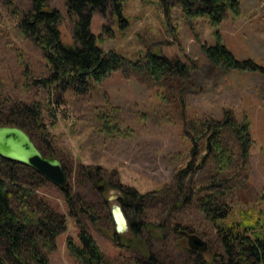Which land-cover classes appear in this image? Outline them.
I'll return each mask as SVG.
<instances>
[{
	"label": "rangeland",
	"instance_id": "1",
	"mask_svg": "<svg viewBox=\"0 0 264 264\" xmlns=\"http://www.w3.org/2000/svg\"><path fill=\"white\" fill-rule=\"evenodd\" d=\"M49 6L61 11L62 41L73 45L74 24L65 1L50 0ZM122 18L111 10L106 16L95 13L91 29L104 51H117L129 65L111 73L87 94L77 95L42 82L46 63L40 47L18 36L14 21L0 6V95L41 102V129L58 150L73 192L86 203H95L100 214L104 213L102 200L90 183L77 177L82 164L103 167V174L115 183L150 193L143 219L147 225L153 224L155 234L146 233L134 249L119 248L102 228H95L82 216L85 227L113 264H151L148 254L163 264H188L186 253L174 244L179 237L175 228L201 237L211 259L221 252V246L197 206L199 194L192 196L194 187L219 181L221 185L214 189L231 193L228 201L237 208L264 209V71L215 65L203 48L214 45L219 32L237 59L252 60L264 69V0H241V13H227L217 27L204 18L187 19L175 0H170L168 7L159 0H128ZM147 52L182 59L192 67L191 77L182 83L155 81L144 65L135 70L132 63ZM102 114L112 115L110 127L103 124ZM225 116L239 124L247 119L252 140L246 156L240 152L237 130L225 127L223 145L238 156L218 178L215 155L203 160L205 146L196 144L194 136L196 130L198 134L207 130L212 118L222 120ZM211 131L202 141H207ZM161 187L164 192L156 194ZM119 192L113 188V194ZM185 193L189 198L181 203ZM37 195L63 213L68 222V230L48 253L50 264H75L67 238L78 241L79 231L62 190L49 182ZM110 202L112 212L116 201ZM18 205L14 201V207ZM182 243L189 246L187 237Z\"/></svg>",
	"mask_w": 264,
	"mask_h": 264
},
{
	"label": "trees",
	"instance_id": "2",
	"mask_svg": "<svg viewBox=\"0 0 264 264\" xmlns=\"http://www.w3.org/2000/svg\"><path fill=\"white\" fill-rule=\"evenodd\" d=\"M64 1L67 14L74 24L73 45L63 43L60 30L63 15L60 10L50 8V0H0V6L14 21L18 36L40 47L46 63V76L42 82L57 89L61 88L63 92L83 95L94 89V85L106 80L111 73L130 63L115 50L104 51L91 29L95 13L106 16L111 10L122 18L123 7L128 0ZM159 1L164 6H169L170 0ZM175 1L187 19L204 18L214 27L223 23L227 13H241V0ZM216 36L217 42L214 45L203 48L211 63L234 70L264 71L252 60L237 59L223 44L219 32ZM132 65L135 70L144 65V69L155 81L173 79L182 83L192 73V67L182 59H173L154 52L145 53ZM43 113L41 102L27 103L11 100L5 94L0 95V125L23 128L45 156L59 158L58 150L41 129ZM101 118L106 128L111 126L112 115L102 114ZM227 125L237 130L240 152L247 156L252 140L247 119L239 124L230 116H225L222 120L212 118L207 122L208 129L199 134L196 130L194 136L196 144L202 142L205 146L203 160L215 155L213 159L216 161L218 178L222 176L220 171L229 167L234 156H238L223 145L222 140L227 136L224 134ZM209 130L212 131L207 141H202ZM191 165L192 161L189 162V166ZM104 171L103 167L83 164L77 171V177L90 183L96 197L102 200L103 214H100L95 203H86L79 199L69 182L61 189L69 215L79 231L78 241L73 237L67 238V249L75 264H113L92 232L85 227L82 216L87 218L90 225L102 228L121 249H134L142 244L146 233L155 234L153 224L147 225L143 219L144 204L150 193L143 194L135 188L115 183L103 174ZM47 183L49 182L32 168L0 156V264H50L48 253L56 246L58 237L68 230V222L63 213L48 204V200L38 199V190ZM219 185V181H212L208 185L194 187V194H191L193 197L199 194L197 206L212 225L221 252L208 259L206 252L200 253L182 243L186 237L185 232L178 228H175V233L179 237L174 240V244L186 253L188 264H212L218 261L220 264H264V209L237 208L228 201L232 197L231 193L214 189ZM113 188L120 190L117 194L118 203L130 224L128 233L124 235L117 233L116 227L114 228L110 211ZM182 189L184 190L183 187ZM163 192L164 187L155 191L156 194ZM187 198L189 196L185 193L181 203ZM14 201L19 203L18 207H14ZM147 256L151 264H163L153 255ZM189 256H192V263Z\"/></svg>",
	"mask_w": 264,
	"mask_h": 264
},
{
	"label": "water",
	"instance_id": "3",
	"mask_svg": "<svg viewBox=\"0 0 264 264\" xmlns=\"http://www.w3.org/2000/svg\"><path fill=\"white\" fill-rule=\"evenodd\" d=\"M0 156L32 168L60 189L69 182L62 161L59 158L45 156L30 135L19 126L0 125ZM110 200L116 201L112 208V214L117 233H128L130 224L122 206L118 204V195L112 194ZM185 236L191 249H197L204 253L207 251L208 245L201 237L186 232Z\"/></svg>",
	"mask_w": 264,
	"mask_h": 264
}]
</instances>
